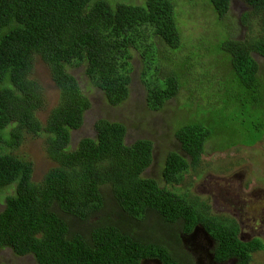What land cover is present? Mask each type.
Segmentation results:
<instances>
[{
  "label": "trees",
  "instance_id": "trees-1",
  "mask_svg": "<svg viewBox=\"0 0 264 264\" xmlns=\"http://www.w3.org/2000/svg\"><path fill=\"white\" fill-rule=\"evenodd\" d=\"M142 1L0 0V193L14 185L0 210V251L31 255L37 264H188L190 256L177 253L183 246L179 235L196 226L195 232L202 228L209 233L226 225L222 219L229 221L210 216L206 202L145 177L153 145L147 139L125 144L121 123L99 119L93 138L70 146V132L82 126L90 102L69 67L83 65L87 79L111 107L129 96L133 51L144 61L150 111L162 109L179 91L180 72L163 73L159 63V46L180 47L174 6L170 0ZM241 1L249 11L239 17L240 25L257 23L264 32V0ZM208 3L222 20L232 0ZM217 47L226 55L228 70L236 73L229 82L248 95L264 92V77L253 58L264 59L261 32L258 38L224 39ZM35 57L47 66L58 91L43 123L37 117L46 103L43 89L30 77ZM222 60L214 61L221 66ZM207 129L202 122L176 130L182 154H167L160 172L166 185L177 186L189 169L198 168ZM24 135L41 137L53 164L39 182L32 181V163L13 153ZM107 200L116 214L106 211ZM158 226L169 232L168 241L154 231ZM254 250L223 240L215 258L233 256L237 264H248Z\"/></svg>",
  "mask_w": 264,
  "mask_h": 264
},
{
  "label": "rangeland",
  "instance_id": "rangeland-1",
  "mask_svg": "<svg viewBox=\"0 0 264 264\" xmlns=\"http://www.w3.org/2000/svg\"><path fill=\"white\" fill-rule=\"evenodd\" d=\"M116 1L137 5L142 0ZM170 1L174 6V19L180 32V47L174 50L166 45V47L159 46V63L161 62L163 73H172L169 71L176 69L180 72V84L178 82L180 88L177 95L167 101L159 111H150L147 108V91L142 78L144 61L136 51L132 52L133 71L130 75L129 96L125 102L116 107L109 106L102 92L90 83L84 73L83 65L69 67V73L77 80L83 94L90 102L89 109L84 113L82 126L70 132V146L75 147L82 138H93L95 136L93 124L99 119L121 123L126 130L125 144L147 139L153 145L152 163L144 172L145 177L155 179L160 186L170 191L174 190L189 198H198L210 207H213V204L218 205L216 209L218 211L221 209V213L230 214L236 211L249 219H259L256 207L250 203L246 202L236 207L230 201L232 196L226 193L223 181L224 174L230 171L232 173L238 166H244L248 169L251 183L264 187V153L254 146L247 148L252 142L250 136L246 135L244 129L237 130L236 123L242 120L238 110V99H244L246 94L241 89H237L235 100L234 94L226 90L229 81L237 77L236 73L228 70L226 55L217 46L224 39L239 41L246 38H258L261 29L257 23L246 28L240 25L239 17L249 11L248 6L241 0H233L228 13L222 20H218L212 12L208 0ZM253 58L259 64V72L263 73V78L264 59L258 55H253ZM219 59H223L221 66L216 65L214 61ZM151 63L154 66V62L151 61ZM30 77L43 89L46 103L44 109L37 113V117L43 123L49 110L57 103L58 91L51 81L47 66L38 57H35ZM229 86L232 84L229 83ZM223 103L231 105L228 111L223 108ZM256 117L263 119L259 111L256 112ZM256 117L246 120L248 127L253 128L260 124L261 120ZM202 122L207 124L210 135L205 139L204 153L200 157L198 168L189 169L177 186L166 185L161 180L160 172L167 154L169 152L182 154L175 138L176 130L185 124ZM234 142L245 146L249 153L242 151L240 154L238 150L232 149L228 153V159L223 158L221 156L223 154L216 156L222 149H230ZM213 150L215 152H212ZM13 153L20 159L32 163L33 182L41 181L45 172L53 166L44 153L41 137L24 135L18 149ZM10 187L14 185L3 189L0 193V210L3 207L5 195L12 193L13 188ZM111 210L114 214L117 213L113 203L107 200L106 211ZM216 212L213 209V212L208 213L210 216H217ZM154 231L168 241L169 232L166 229L162 231L158 226L154 228ZM202 251L200 239L194 237L186 245L184 244L180 252L190 256L191 263L188 264H199V262L203 264L205 256ZM0 264L37 263L31 255L16 256L11 250L3 249L0 251Z\"/></svg>",
  "mask_w": 264,
  "mask_h": 264
},
{
  "label": "flooded vegetation",
  "instance_id": "flooded-vegetation-1",
  "mask_svg": "<svg viewBox=\"0 0 264 264\" xmlns=\"http://www.w3.org/2000/svg\"><path fill=\"white\" fill-rule=\"evenodd\" d=\"M262 34H264V32H262ZM262 74L263 73H261V76ZM237 89H239L238 85H228V90L234 94L235 100L237 98ZM230 106L231 105L226 106V110H228ZM238 110L242 120H240V123H236L238 126L237 130L244 129L246 135L250 136V139L252 140L247 148L254 146L260 152L264 153V92H252V94H246L244 99L239 98ZM258 111L262 114L263 119L256 117V112ZM251 117H256L261 120L257 127H248L246 120ZM247 148L238 142H234L230 149L225 150L224 148L216 156L223 154L221 156L228 159V153L230 150L236 149L240 152V154L242 151L249 153ZM212 152H215V150ZM223 181L225 182L226 193L231 194L232 196L230 201L236 207H240L246 202L250 203L253 207H256L259 219H249L238 214L236 211L230 214L221 213V209L220 211L216 209L219 207L218 205L213 204V207H210L208 204V212H213L214 209L217 211V216L225 217L229 221L222 219L226 225L214 227L209 231V233H206L202 228L195 232V229L198 227L196 226L192 233L179 235L181 243H183L184 246V244L186 245L192 238L194 239V237H198L200 239L201 248L203 249L202 254L205 256V259L203 258V264H237V260L233 256L224 260H217L215 258L217 249L221 247V242L223 240L230 243L238 242L240 244H244L247 249L256 247L257 250L250 253V261L248 264H264V187L251 183L248 169L244 166H238V168H236L232 173L230 171L224 174ZM229 230L233 232L224 237V233ZM197 232L200 233L196 235L195 233ZM237 248V246H234V251L237 250ZM177 253L182 256V252L178 251ZM239 255L243 256L244 254L240 253ZM218 257L223 258L224 256L220 254ZM155 262L156 261L154 260L143 261L144 264H154ZM199 264L202 263L199 262Z\"/></svg>",
  "mask_w": 264,
  "mask_h": 264
},
{
  "label": "clouds",
  "instance_id": "clouds-1",
  "mask_svg": "<svg viewBox=\"0 0 264 264\" xmlns=\"http://www.w3.org/2000/svg\"><path fill=\"white\" fill-rule=\"evenodd\" d=\"M230 7H231V5H230ZM230 7H229V9H230ZM229 83H231V82H229ZM229 83H228V85H229ZM231 84H233V83H231ZM228 85L226 86V90H228ZM203 150H204V148H203ZM204 153V152H203ZM200 164V163H199Z\"/></svg>",
  "mask_w": 264,
  "mask_h": 264
},
{
  "label": "water",
  "instance_id": "water-1",
  "mask_svg": "<svg viewBox=\"0 0 264 264\" xmlns=\"http://www.w3.org/2000/svg\"><path fill=\"white\" fill-rule=\"evenodd\" d=\"M142 264H144V263L142 262Z\"/></svg>",
  "mask_w": 264,
  "mask_h": 264
}]
</instances>
